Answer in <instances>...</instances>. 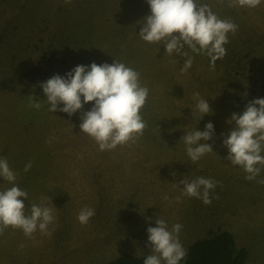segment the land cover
<instances>
[{
    "label": "rangeland",
    "instance_id": "1",
    "mask_svg": "<svg viewBox=\"0 0 264 264\" xmlns=\"http://www.w3.org/2000/svg\"><path fill=\"white\" fill-rule=\"evenodd\" d=\"M199 2L238 30L228 34L227 54L214 69L208 56L195 55L182 73L185 57L168 56L163 45L139 37L137 22L150 14L146 0H0V156L29 193L21 198L26 209L51 201L57 208L49 234L38 230L28 238L6 229L0 264H105L124 254L147 256V228L158 218L169 228L183 225L186 252L209 233L226 231L247 250L246 264H264V183L258 182L264 168L256 180H246L247 173L225 158L222 136L234 130L235 122H227L233 113L264 98V0L254 9L229 7L228 0ZM114 60L137 70L150 89L142 109L147 128L135 142L102 151L81 132L82 112L48 111L40 84L78 65ZM193 92L206 98L211 114L202 117L195 109ZM31 100L42 108L28 107ZM209 122L214 136L201 143L213 152L192 163L182 137ZM29 161L32 168L24 172ZM200 176L218 181L212 203L187 196L178 202L180 181ZM10 186L0 178V190ZM85 206L96 214L81 225L77 215Z\"/></svg>",
    "mask_w": 264,
    "mask_h": 264
},
{
    "label": "clouds",
    "instance_id": "2",
    "mask_svg": "<svg viewBox=\"0 0 264 264\" xmlns=\"http://www.w3.org/2000/svg\"><path fill=\"white\" fill-rule=\"evenodd\" d=\"M65 2L71 3V0ZM146 2L150 14L137 22L141 25L140 39L149 44L163 45L168 56L176 54L185 57L180 69L182 73H187L193 66L195 55L208 56L213 69L215 62L226 56L228 34H235L238 30V25L232 20L221 19L208 4L200 3L199 0ZM261 2L228 0V6L254 9ZM40 87L46 97L43 101L49 105V112L60 111L69 117L78 111L82 112L79 125L81 132L94 139L102 151L135 142L147 128L142 109L148 101L150 89L141 83V74L124 62L114 60L112 64L98 65L93 62L88 66L78 65L64 77L58 74L52 76ZM192 99L202 117L212 113L206 98L201 97L199 92H193ZM89 103L92 104L90 110L83 111ZM42 106L36 100H31L28 105L36 110ZM227 122H235V127L227 135L222 134L223 146L228 150L225 158L247 173L246 180H256L264 168V98L250 101L242 114L233 113ZM186 132L182 139L186 155L192 163L213 152L211 144L201 143L214 136L211 122L205 125L204 131L196 128ZM31 168L32 162L29 161L24 166V172ZM17 176L7 157L0 156V178L11 185L0 190V235L8 228L19 229L28 238H33L38 230L42 234H49V225L57 219V208L51 201V206L32 203L26 209L24 199H29V193L16 183ZM258 182L264 183V179ZM180 184L183 187L181 195L176 198L178 202L182 196H187L202 199L204 204L210 205V191L216 188L218 181L200 176L191 181L184 178ZM46 199L41 197L42 201ZM95 214V209L85 206L79 211L77 220L81 225H87ZM154 224V227L147 228L151 254L145 257L143 264H180L187 255L179 239L183 225L176 223L169 228L162 218L155 219ZM19 247L23 248V244Z\"/></svg>",
    "mask_w": 264,
    "mask_h": 264
},
{
    "label": "trees",
    "instance_id": "3",
    "mask_svg": "<svg viewBox=\"0 0 264 264\" xmlns=\"http://www.w3.org/2000/svg\"><path fill=\"white\" fill-rule=\"evenodd\" d=\"M146 256L124 254L105 264H143ZM248 252L238 248L231 233L220 231L196 241L180 264H246Z\"/></svg>",
    "mask_w": 264,
    "mask_h": 264
}]
</instances>
